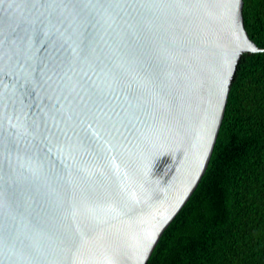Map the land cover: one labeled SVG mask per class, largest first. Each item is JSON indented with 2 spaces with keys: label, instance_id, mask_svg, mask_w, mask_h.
I'll return each mask as SVG.
<instances>
[{
  "label": "water",
  "instance_id": "1",
  "mask_svg": "<svg viewBox=\"0 0 264 264\" xmlns=\"http://www.w3.org/2000/svg\"><path fill=\"white\" fill-rule=\"evenodd\" d=\"M243 0H0V264H146L209 163Z\"/></svg>",
  "mask_w": 264,
  "mask_h": 264
},
{
  "label": "trees",
  "instance_id": "2",
  "mask_svg": "<svg viewBox=\"0 0 264 264\" xmlns=\"http://www.w3.org/2000/svg\"><path fill=\"white\" fill-rule=\"evenodd\" d=\"M264 49V0H243ZM146 264H264V50L243 53L209 163Z\"/></svg>",
  "mask_w": 264,
  "mask_h": 264
}]
</instances>
